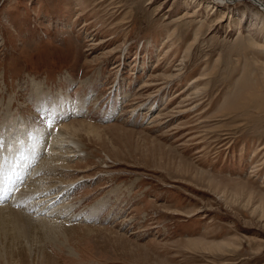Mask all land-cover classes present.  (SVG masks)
Masks as SVG:
<instances>
[{
  "label": "rangeland",
  "instance_id": "obj_1",
  "mask_svg": "<svg viewBox=\"0 0 264 264\" xmlns=\"http://www.w3.org/2000/svg\"><path fill=\"white\" fill-rule=\"evenodd\" d=\"M80 120L88 156L40 146L3 205L80 180L56 221L0 212V264H264V0H0V159Z\"/></svg>",
  "mask_w": 264,
  "mask_h": 264
},
{
  "label": "bare ground",
  "instance_id": "obj_2",
  "mask_svg": "<svg viewBox=\"0 0 264 264\" xmlns=\"http://www.w3.org/2000/svg\"><path fill=\"white\" fill-rule=\"evenodd\" d=\"M222 1H224V0H220V2H222ZM254 1L256 3H259L260 0H257V1L254 0ZM209 7H211L210 3H209ZM213 7H214V5H213ZM34 95L39 96V95H42V93H38V92L33 93V96ZM51 95H53V94H51ZM40 100H42V99H40ZM51 105L53 106V103ZM39 106H40V102H39ZM48 106L49 105H47V107ZM56 108H58V107L56 106ZM59 109H60V107H59ZM64 109H66V108H64ZM62 112H64V111H62ZM78 125H80V127H78ZM83 126L88 127V130H89V131H87L88 133L95 132V130L97 128L96 125H94L93 123L92 124L87 123L86 121H83V120H80L77 123V125L75 123H73V124H67L66 123L60 127L61 129H63V131L60 128H59L60 129L59 131L54 130L51 135L48 134L49 135L48 138H46L44 135L38 136L36 144H33L30 147L24 148L22 145H20L16 149L15 153L12 152L11 158H13V162H12V165L10 168L8 167L9 164L8 165L6 164L7 158L0 159V173L3 174V180H2V183H0V194H3V196L0 195V200H2V203H1L2 205H0V212L8 211V212L12 213V215L10 216L11 219L14 218L15 214L16 215L22 214L23 216L25 215L28 219H32V217H35V216L37 218H42L39 220L42 222L56 221L53 218H48V217L46 218V216L40 215L42 210L46 207V205L53 204L55 201H58V200L62 199V197L67 195L69 193V189H71V185L73 183H75L76 181L78 182V180H80V179L74 180V182L71 183L70 186L69 185H63V184L59 185L58 189H56V192L54 194L51 191L50 192L47 191V190H50L51 187H54V186H52L51 183L46 184L45 186H34L33 185V188L30 190V193L34 194V196L41 195L42 197L39 196V198L30 199L28 201V203L30 201H32L30 206H27L26 201L17 200L14 202L15 205H13L15 208H12V206L10 205L11 203L8 204L9 202L7 204L4 203L5 205H3V202H4L3 200L7 199L10 192L14 191L17 187L20 188V186H22V184L24 183L23 181L25 180V178L27 179L28 176L23 173L22 166L23 165L26 166V165H28L29 161L32 162V159L33 160L36 159V155H38L40 153L39 151L41 150L40 146L41 147L47 146L51 150L50 155L48 157L50 159H48L47 166H50V169H48V171H49L48 173L51 174L54 172V176H55V173L57 175L58 174L63 175L66 170H73L74 168H71V163H73V161H75V160L83 161V159H85L86 156H88V154L86 153L85 156L83 157L82 154L85 153V147H84V145H82V142L79 140V138H80L79 133H81L80 131L87 130V129L82 128ZM9 153H10L9 149L5 148L3 150V148H0V156L3 154H9ZM106 156H109V155L106 154ZM109 158H110V156H109ZM46 161H47V159H46ZM31 162H30V164H31ZM103 163H105V162H103ZM41 170H42V168L40 167L39 171H41ZM45 174H47V173H45ZM53 178H55V177H53ZM47 179H49V178H47ZM56 179L61 180L62 178L57 177ZM11 183H14V185H12ZM30 183H32V182H30ZM79 184H80V182H79ZM27 186H29L28 183H27ZM30 186H32V185L30 184ZM44 192H46L45 195L43 194ZM22 193H24V192L20 191L19 195ZM20 197H17V198H20ZM24 199H25V197H24ZM12 200H13V198H12ZM39 202H41V203L43 202L42 205H40V207H39ZM60 207H64L63 209L66 210L67 208H69V204L62 203V204H60L59 208ZM52 208H53V206H52ZM32 209H34V210H32ZM47 210H49V208ZM60 210H61V208H60ZM16 212H18V213H16ZM62 217L64 218V216H62ZM3 220L4 219L1 218V216H0V222H2ZM69 222H70L69 220L63 219L59 223H42V225H46V226L60 225L63 228H69V227L71 228L72 225H69ZM12 227L16 228L14 226H12ZM4 232L5 231L0 230V244H2V245L5 243L11 242L10 240L6 239L5 237L2 238V235L4 234ZM6 250L7 249L4 248V251H2V252L6 253L7 252Z\"/></svg>",
  "mask_w": 264,
  "mask_h": 264
},
{
  "label": "snow or ice",
  "instance_id": "obj_3",
  "mask_svg": "<svg viewBox=\"0 0 264 264\" xmlns=\"http://www.w3.org/2000/svg\"><path fill=\"white\" fill-rule=\"evenodd\" d=\"M4 146H5L4 141L0 139V148H3ZM2 180H3V174L0 173V183H2ZM0 203H2V200H0Z\"/></svg>",
  "mask_w": 264,
  "mask_h": 264
}]
</instances>
